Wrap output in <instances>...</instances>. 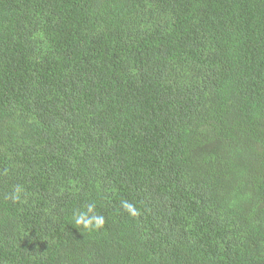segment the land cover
Here are the masks:
<instances>
[{
	"label": "trees",
	"instance_id": "1",
	"mask_svg": "<svg viewBox=\"0 0 264 264\" xmlns=\"http://www.w3.org/2000/svg\"><path fill=\"white\" fill-rule=\"evenodd\" d=\"M0 264H264V0H0Z\"/></svg>",
	"mask_w": 264,
	"mask_h": 264
},
{
	"label": "clouds",
	"instance_id": "2",
	"mask_svg": "<svg viewBox=\"0 0 264 264\" xmlns=\"http://www.w3.org/2000/svg\"><path fill=\"white\" fill-rule=\"evenodd\" d=\"M23 193L22 187L19 185L15 186L13 191L10 194V198L15 202L20 200ZM121 206L131 215L136 216L137 210L131 203L127 201H122ZM96 205L94 203L87 205L86 212H80L75 217V224L77 226H83L85 229H99L104 225V217L99 215L89 216V213H92Z\"/></svg>",
	"mask_w": 264,
	"mask_h": 264
}]
</instances>
